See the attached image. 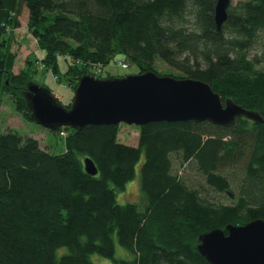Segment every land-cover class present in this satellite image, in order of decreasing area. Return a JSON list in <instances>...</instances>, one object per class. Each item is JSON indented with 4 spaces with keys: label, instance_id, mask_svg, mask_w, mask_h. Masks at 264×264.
Masks as SVG:
<instances>
[{
    "label": "trees",
    "instance_id": "1",
    "mask_svg": "<svg viewBox=\"0 0 264 264\" xmlns=\"http://www.w3.org/2000/svg\"><path fill=\"white\" fill-rule=\"evenodd\" d=\"M215 3L0 0V96L15 91V109L28 121L21 92L30 75H11L15 55L8 33L20 27L23 9L26 28L44 53L42 66L60 80L63 58L62 76L72 90L82 76L95 77L91 68L119 62L137 74L159 75L154 64L160 60L186 78L171 77L205 83L222 100L262 118L260 124L237 118L227 128L150 123L137 128L134 147L119 142L118 126L62 128L65 151L59 155L0 130V264H92V255L113 264H209L197 251L200 236L264 222V71L248 59L264 32V0L228 8L220 30ZM187 13L196 31L185 27ZM142 153V204L118 205L116 193L133 180ZM86 158L97 170L94 177L84 171ZM190 173L203 184L190 186ZM215 195L232 201L227 205ZM115 241L131 260L114 258ZM60 249L66 253L58 257Z\"/></svg>",
    "mask_w": 264,
    "mask_h": 264
},
{
    "label": "water",
    "instance_id": "2",
    "mask_svg": "<svg viewBox=\"0 0 264 264\" xmlns=\"http://www.w3.org/2000/svg\"><path fill=\"white\" fill-rule=\"evenodd\" d=\"M231 0H216L214 23L217 30L227 20ZM22 97L29 119L49 131L69 128L75 132L86 126L140 128L150 123L208 122L230 127L237 118L256 124L262 118L231 100H222L209 85L191 79L159 76L154 72L122 78L97 79L82 76L74 90L69 109L63 108L47 89L29 83ZM84 171L96 176L89 159ZM197 251L209 264H264V222L256 220L244 226H227L198 239Z\"/></svg>",
    "mask_w": 264,
    "mask_h": 264
},
{
    "label": "rangeland",
    "instance_id": "3",
    "mask_svg": "<svg viewBox=\"0 0 264 264\" xmlns=\"http://www.w3.org/2000/svg\"><path fill=\"white\" fill-rule=\"evenodd\" d=\"M243 0H231L229 9H235L236 6ZM27 11L22 10L20 17L18 18L20 27L16 30H8L11 38V52L15 55V60L11 69V75L18 76L20 72L26 71L29 74V81L23 85V91H25L27 84L33 83L37 86L47 89L55 101H57L63 108L71 105L73 100L74 90L69 87L63 78L62 74L66 71L67 64L63 58L58 59L59 78L42 66L40 62L44 56V53L37 47L35 40L31 37L27 30ZM185 27L189 31H196L192 16L187 13L185 20ZM248 59L255 60V69L264 71V32L258 33L252 47L248 51ZM27 61L31 64L28 65ZM114 62L109 66H106L100 70L99 68H91V72L95 75V78L109 79V78H122L126 76L136 75V68L128 64ZM154 68L159 76H181L186 78L181 72L175 71L160 60H156ZM101 72V73H100ZM109 76V78H107ZM94 77V76H92ZM5 84L8 85V79L5 80ZM14 92L4 93L0 96V130L2 132H15L23 138H31L37 141L39 147L49 154L59 155L65 151L64 138L66 137V131L62 132L49 131L44 129L32 121H28L26 113H19L15 109ZM21 92V93H22ZM66 109V108H65ZM119 128L118 140L120 143L134 147L137 142V127L127 126L124 124L117 125ZM69 129V128H68ZM144 159L143 153L134 168V178L125 184L124 189L116 193V201L118 205L136 204L140 206L142 204V195L140 191V168ZM177 168L175 167V170ZM186 179L190 186L202 185L201 178L194 174H186ZM232 192L236 195V189L233 185ZM225 204L229 205L232 200L223 198L222 196H213ZM66 253V249H60L57 251V256L60 257ZM114 258L119 260H131L132 256L125 249L114 243ZM92 264H113L111 260L102 258L98 255H92L90 257Z\"/></svg>",
    "mask_w": 264,
    "mask_h": 264
},
{
    "label": "built area",
    "instance_id": "4",
    "mask_svg": "<svg viewBox=\"0 0 264 264\" xmlns=\"http://www.w3.org/2000/svg\"><path fill=\"white\" fill-rule=\"evenodd\" d=\"M122 67H124V68H125V65H124V64H122Z\"/></svg>",
    "mask_w": 264,
    "mask_h": 264
}]
</instances>
